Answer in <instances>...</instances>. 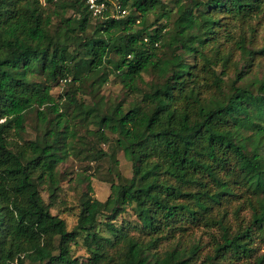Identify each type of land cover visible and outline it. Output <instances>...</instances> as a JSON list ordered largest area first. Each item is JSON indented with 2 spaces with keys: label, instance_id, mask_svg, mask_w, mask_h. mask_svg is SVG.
<instances>
[{
  "label": "trees",
  "instance_id": "trees-1",
  "mask_svg": "<svg viewBox=\"0 0 264 264\" xmlns=\"http://www.w3.org/2000/svg\"><path fill=\"white\" fill-rule=\"evenodd\" d=\"M106 2L94 17L85 0H0V264H264V0ZM111 75L125 95L104 113L71 86L97 98ZM31 112L41 130L28 140ZM79 124L110 147L94 156L110 162L111 192L100 205L89 185L70 230L53 208ZM197 227L211 251L184 241Z\"/></svg>",
  "mask_w": 264,
  "mask_h": 264
},
{
  "label": "rangeland",
  "instance_id": "rangeland-1",
  "mask_svg": "<svg viewBox=\"0 0 264 264\" xmlns=\"http://www.w3.org/2000/svg\"><path fill=\"white\" fill-rule=\"evenodd\" d=\"M71 13V12H70ZM127 13V12H126ZM125 13V14H126ZM114 14V12H112ZM124 14V15H125ZM123 15V16H124ZM156 20V15L151 14L145 19L138 21L139 26L150 25ZM161 23H166L165 20H160ZM256 22V21H255ZM254 22V23H255ZM242 31L239 28H235V33L240 34ZM246 34L250 37L252 31L250 27L246 28ZM264 44V23L262 26L257 27V41L256 46L260 47ZM256 66L253 71L258 75L264 76V57L257 59ZM252 71V72H253ZM252 75V73H251ZM231 77V73L227 76V79ZM34 81H38L34 77ZM71 86L75 91L86 92V100L88 102L93 99H99V107L101 112H105L107 103L110 101H117L124 97L125 92L121 85L114 81V77L110 76V81L105 84L97 98H93L90 95V89L83 87L79 84L71 83ZM70 86L66 81H61L56 85H53L52 93L57 100H60L63 94ZM49 113V109H45ZM40 127L37 121L35 112H31L27 118V131L24 133L25 139H34L40 133ZM68 144L70 148L69 157L63 162L60 167L61 190L58 192V199L56 205L53 208V212L66 220L68 228L71 230L76 225L80 213V202L85 192H87L89 185L92 186L91 195L96 199L97 203L102 205L110 192H111V180L112 175L109 172L110 162L107 159H95L94 153L100 146L106 151L109 150V145H100L98 138L95 136L93 126H86L83 124L74 125L71 129L70 136L68 138ZM94 146V148H93ZM120 158V170L125 173H130V164L124 158L121 152L118 153ZM43 194L48 200L47 191L44 190ZM243 218L248 220L250 213L248 210L242 212ZM124 219H132L130 213H125L116 222L121 224ZM233 221L234 218L232 217ZM184 241L189 245L193 242H199L202 244L203 253L211 251V231L204 227L193 228L189 231V234L184 236ZM256 245L259 248V255H264V240L261 238L256 239ZM72 253L77 262L84 263L87 261L88 252L84 245L83 238H79L78 242L72 246Z\"/></svg>",
  "mask_w": 264,
  "mask_h": 264
},
{
  "label": "built area",
  "instance_id": "built-area-1",
  "mask_svg": "<svg viewBox=\"0 0 264 264\" xmlns=\"http://www.w3.org/2000/svg\"><path fill=\"white\" fill-rule=\"evenodd\" d=\"M88 9L94 17H103L108 10V5L106 0H85ZM127 11L122 9L120 5L115 6L114 17L123 16Z\"/></svg>",
  "mask_w": 264,
  "mask_h": 264
}]
</instances>
